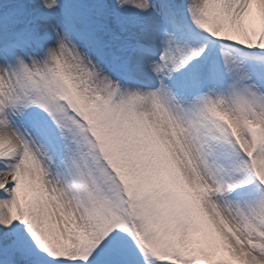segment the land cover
Returning a JSON list of instances; mask_svg holds the SVG:
<instances>
[{"label":"snow or ice","instance_id":"1","mask_svg":"<svg viewBox=\"0 0 264 264\" xmlns=\"http://www.w3.org/2000/svg\"><path fill=\"white\" fill-rule=\"evenodd\" d=\"M264 264V0H0V264Z\"/></svg>","mask_w":264,"mask_h":264},{"label":"rangeland","instance_id":"2","mask_svg":"<svg viewBox=\"0 0 264 264\" xmlns=\"http://www.w3.org/2000/svg\"><path fill=\"white\" fill-rule=\"evenodd\" d=\"M164 264H171V262L170 261H166V262H164Z\"/></svg>","mask_w":264,"mask_h":264}]
</instances>
